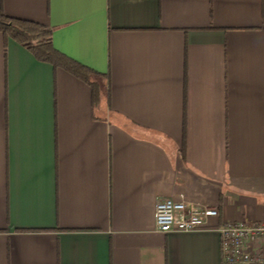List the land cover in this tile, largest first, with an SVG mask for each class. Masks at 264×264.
<instances>
[{"label":"crops","instance_id":"crops-1","mask_svg":"<svg viewBox=\"0 0 264 264\" xmlns=\"http://www.w3.org/2000/svg\"><path fill=\"white\" fill-rule=\"evenodd\" d=\"M93 85L0 31V264H222L264 220V0H0ZM160 197L217 206L156 228Z\"/></svg>","mask_w":264,"mask_h":264},{"label":"built area","instance_id":"built-area-1","mask_svg":"<svg viewBox=\"0 0 264 264\" xmlns=\"http://www.w3.org/2000/svg\"><path fill=\"white\" fill-rule=\"evenodd\" d=\"M218 214L217 206L160 197L154 217L161 232H194L205 228L208 218ZM219 232L222 264H264V220H229L221 225Z\"/></svg>","mask_w":264,"mask_h":264},{"label":"trees","instance_id":"trees-1","mask_svg":"<svg viewBox=\"0 0 264 264\" xmlns=\"http://www.w3.org/2000/svg\"><path fill=\"white\" fill-rule=\"evenodd\" d=\"M0 31L5 38H11L27 49L38 59L60 66L93 85L96 100L100 98L97 81L91 79L98 74L60 53L53 46V28L29 19L13 17L0 11Z\"/></svg>","mask_w":264,"mask_h":264}]
</instances>
